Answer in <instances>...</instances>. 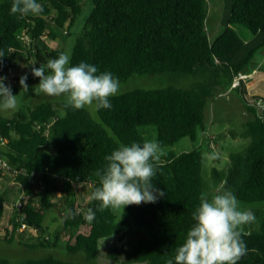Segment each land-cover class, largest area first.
<instances>
[{
    "label": "trees",
    "instance_id": "obj_1",
    "mask_svg": "<svg viewBox=\"0 0 264 264\" xmlns=\"http://www.w3.org/2000/svg\"><path fill=\"white\" fill-rule=\"evenodd\" d=\"M229 26L242 25L252 34L263 35L264 0H229ZM40 15L20 18L10 14L12 0H0V76L23 57L30 62L28 81L38 77L32 68L46 64L61 53L42 43V36L58 41L69 34L83 10V0H38ZM205 0H92L93 7L72 47L70 66L86 62L119 80L143 75L201 76L192 88L135 90L110 97L112 107L98 110L102 123L84 109L63 105L64 116H56L55 105L44 102L26 107L11 118H0V156L17 171L15 183L22 188L23 203L14 207L6 229L7 241L26 246L56 247L46 237L44 219L56 211L63 231L69 232L66 248L84 252L87 262H67L48 256L22 264H91L100 252V241L116 237L118 244L109 259L126 264H166L186 237L194 221L192 213L199 195L207 191L202 176L204 157L199 147L180 155L167 153L157 165L155 188L165 192L155 203L126 206L118 216L111 208H100L91 199L99 185L95 173L107 166L105 156L121 145L142 144L141 128L153 126L162 148L184 138L198 141L205 131L208 101L219 88L236 92L244 108L254 116L241 134L250 139L246 148L230 154L224 172L212 169L216 185L231 190L244 203L264 202V112L251 100L238 77L249 64L246 58L235 64L241 48L231 29L215 45L206 31ZM38 42H41L39 44ZM3 77V76H2ZM16 94L14 82L8 78ZM54 119L50 126L49 121ZM6 176V175H5ZM2 176V177H5ZM89 184L90 200L79 204L77 188ZM59 198L55 201L57 195ZM0 194V219L7 203ZM26 225L25 230H21ZM255 230L245 232L247 255L238 264H264V216L253 222ZM30 233V236H26ZM122 253V254H121ZM120 254L122 259H120ZM0 264H10L0 258Z\"/></svg>",
    "mask_w": 264,
    "mask_h": 264
},
{
    "label": "rangeland",
    "instance_id": "obj_2",
    "mask_svg": "<svg viewBox=\"0 0 264 264\" xmlns=\"http://www.w3.org/2000/svg\"><path fill=\"white\" fill-rule=\"evenodd\" d=\"M206 7V31L208 39L212 45L221 39L225 34L226 29L230 28L238 37L237 42L240 45V52L234 57V63L238 64L249 59V64L244 71L238 76L247 88L249 96L256 105L260 106L259 112H264V46H261L263 35L261 33L252 34L247 28L242 25L229 26L230 19V1L229 0H205ZM93 4L92 0H83V10L74 22V25L69 30L66 36H60L58 41L51 40L48 36L42 40V43H47L53 49H59L61 52H66L70 56L72 47L76 42L77 36L83 29L84 22L90 14ZM41 44V42H38ZM30 62L26 57L18 60L17 64L10 70L3 71L1 74L14 82L16 87V94L18 106L15 110L3 111L0 110V118H11L14 115L22 112L26 107L34 108L44 102H51L55 105L56 116H64L65 111V97H48L43 93L36 95L33 88L39 84V78L33 81L26 80L28 85V92L23 93L19 80L22 76H27L30 73ZM120 81V93L135 91V90H152L162 89L168 86L178 87V89L192 88L201 81V76H193L189 74L176 75L171 73H164L162 75H143L131 77L128 80ZM118 95V94H117ZM236 92L226 90L224 87L219 88L216 95L208 101L207 114L205 118V131H199L198 141L192 142L189 138H184L177 144L162 148L164 155L173 153L180 155L184 151H191L199 147L204 157V164L202 166V176L204 185L210 195L215 194L217 189L223 188L221 184L216 185L212 177V169L216 168L218 171L224 172L230 162V154L237 153L243 150L250 143V139L237 137L234 138L231 132L241 134L245 129V124L254 119V116L242 106L236 97ZM90 114V117L97 123H102L99 118L98 111L85 108ZM54 119H51V124ZM142 134L146 140H156L157 132L153 126H146L141 128ZM215 154V158H210ZM163 156V155H162ZM79 204L82 208L90 200V186L89 184H80L77 188ZM4 193L7 197V203L4 204V215L0 219V258L8 260L10 264H22L26 260L41 259L48 256L56 257L59 260L67 262H87V256L84 252L72 253L67 250L66 242L69 240V232L63 231L59 223L58 214L54 210H50L44 219V226L46 227V237L51 241H55V235L59 237V244L56 247H41L35 248L19 243L17 240L7 241L6 229L11 228L8 224L9 215L14 211V207H20L23 203L22 188L15 183L12 175L6 174L0 179V194ZM59 194L55 201L58 200ZM240 202L242 209H249L254 214L256 219L264 216V202L260 203H244ZM126 207V206H125ZM124 207V208H125ZM123 208V209H124ZM123 209H113L116 215H121ZM253 223L243 226V231L249 232L255 230ZM26 236H30L27 233ZM118 244L116 237L102 239L100 241V252L95 260L89 262L91 264H126L121 261L117 262L109 259L111 249ZM122 254V253H121ZM120 254V259L122 255Z\"/></svg>",
    "mask_w": 264,
    "mask_h": 264
},
{
    "label": "clouds",
    "instance_id": "obj_3",
    "mask_svg": "<svg viewBox=\"0 0 264 264\" xmlns=\"http://www.w3.org/2000/svg\"><path fill=\"white\" fill-rule=\"evenodd\" d=\"M43 5L38 0H12L10 14L23 18L40 15ZM5 56L0 51V57ZM32 75L39 78L33 88L36 95L65 97V107L76 110L91 108L96 111L110 109V97L120 92V81L111 72H101L89 63L80 62L70 66V56L61 52L57 58L46 64L32 68ZM0 76V110H15L17 96L10 85ZM27 76L19 80L21 91L28 92ZM163 149L156 140H146L142 144L133 142L121 145L105 156L106 168L97 170L99 185L91 194V199L100 202L101 210L123 209L128 205L155 203L165 192L153 185L157 165ZM210 158H215L213 154ZM194 221L187 231L184 242L175 250L174 261L166 264H238L247 255V245L243 239V226L253 223L255 214L242 209L237 196L227 189H217L215 194L201 192L199 204L192 213Z\"/></svg>",
    "mask_w": 264,
    "mask_h": 264
},
{
    "label": "built area",
    "instance_id": "obj_4",
    "mask_svg": "<svg viewBox=\"0 0 264 264\" xmlns=\"http://www.w3.org/2000/svg\"><path fill=\"white\" fill-rule=\"evenodd\" d=\"M47 34L48 33H45L42 36L43 40L47 38ZM50 125L51 124L49 123L48 126ZM0 144H3L2 139H0ZM6 174L12 175L15 178L18 172L14 171V169L8 164V162L3 157L0 156V179L3 178L2 176H5ZM25 229H26V225H22L21 230H25Z\"/></svg>",
    "mask_w": 264,
    "mask_h": 264
},
{
    "label": "water",
    "instance_id": "obj_5",
    "mask_svg": "<svg viewBox=\"0 0 264 264\" xmlns=\"http://www.w3.org/2000/svg\"><path fill=\"white\" fill-rule=\"evenodd\" d=\"M0 66H1V64H0Z\"/></svg>",
    "mask_w": 264,
    "mask_h": 264
},
{
    "label": "crops",
    "instance_id": "obj_6",
    "mask_svg": "<svg viewBox=\"0 0 264 264\" xmlns=\"http://www.w3.org/2000/svg\"><path fill=\"white\" fill-rule=\"evenodd\" d=\"M2 75V74H1Z\"/></svg>",
    "mask_w": 264,
    "mask_h": 264
}]
</instances>
